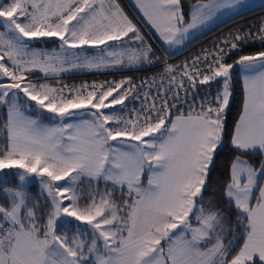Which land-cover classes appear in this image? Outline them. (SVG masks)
Listing matches in <instances>:
<instances>
[{
  "label": "snow or ice",
  "instance_id": "6c2138e0",
  "mask_svg": "<svg viewBox=\"0 0 264 264\" xmlns=\"http://www.w3.org/2000/svg\"><path fill=\"white\" fill-rule=\"evenodd\" d=\"M241 2L193 5L191 22L185 25L180 0H136L169 46L182 43L190 29L218 11ZM0 28V80L8 81L0 82V106L7 110L0 172L21 170L20 188L5 191L8 206L0 204V264H264V161L257 166L243 158L257 151L264 155V51L224 62L241 42L253 39L251 32L221 41L227 47L211 54L207 72L195 67L189 71L185 64L177 80L176 67L165 61L169 87L158 90L159 106L153 98L131 119L103 111L124 104L134 90L130 79L107 86H73L67 92V86L29 79L36 71L48 79L74 70L153 62L151 45L116 0H0ZM52 37L58 38L59 50L33 44ZM258 38L264 41V22ZM109 41L122 44L108 45ZM85 46L98 48V54L87 55ZM234 66L240 69L244 91L231 133V144L240 155L230 165L224 198L236 209L244 240L230 256L232 241L225 243L229 218L213 204L206 208L204 193L226 134ZM184 78L190 89L217 78H222V87L214 103L206 98L199 111L178 110L173 118L171 109L184 89ZM133 99H140L139 94ZM33 109L36 118L26 114ZM44 115L55 123H43ZM33 175L41 185L36 199L23 183ZM84 180L111 182L112 187L103 194L86 193L79 189ZM115 192L121 193L120 202ZM43 198L48 202L42 205ZM61 218L65 226L70 218L78 223L61 232Z\"/></svg>",
  "mask_w": 264,
  "mask_h": 264
},
{
  "label": "trees",
  "instance_id": "16d2710c",
  "mask_svg": "<svg viewBox=\"0 0 264 264\" xmlns=\"http://www.w3.org/2000/svg\"><path fill=\"white\" fill-rule=\"evenodd\" d=\"M196 1L198 0H181L183 12L186 17H188L191 5ZM262 22H264V6L251 10L247 13H244L240 16H237L229 21L222 23L216 29L191 42V45L187 47V51L179 56H176L175 53H166L163 49L162 50L170 57L176 56L172 61H170L169 64L176 67L177 72L174 74L177 75V80H179V73L184 71L182 66L185 64H187L188 67L191 68L195 67L201 70H205L206 68L204 67H207L208 63H210L213 59V56L211 54L214 53L218 48L227 47L222 44L221 41L225 39H231L232 35L235 33L243 34L245 32H251L253 39L248 40L247 42H241L237 50H231V52L225 56L226 62L236 60L240 55H252L259 51H264V41H261L258 38V33ZM154 45L156 46L155 43ZM152 49L155 53V56L153 58L158 57L159 59H162L158 56L157 47L154 48L152 46ZM204 56L208 57L207 60L203 58ZM197 57H200L201 59L198 63L193 65V61ZM146 66L144 68L136 70L112 72L102 75L92 74L89 76L75 77L67 80L70 82H79L90 79L109 82L113 79H131L134 84L142 86V89L146 86L147 88H150V96L151 98H154L156 100L157 106H159V102L162 97L157 95V92L158 90L164 92V89L169 87L167 83L169 77L164 75V65L156 68H147ZM154 77L156 78V83L152 84V79ZM161 80L164 81L163 84H161ZM221 80L222 78H219L216 81L210 82L209 85L197 84L195 89H190L188 87L187 78H184L185 90L179 91V98L175 100L176 107L171 109L173 117L175 116V114H177L178 110L185 114L188 113L189 110L193 109L195 111H199L200 103L205 101L206 97H208V102L209 95L214 94L221 89ZM53 81L56 82L55 80ZM0 82L8 81L7 78H4L3 80H0ZM231 91L232 96L226 115V134L224 136L222 145L217 149L216 154L214 156V164L211 167L209 179L206 185L208 190L204 193L206 197L205 207L207 208L209 204H213L218 208L222 209L226 216L229 218L231 231L226 234L225 243H227L229 240L232 241V247L229 254L230 256L236 254L239 251V248L242 246L244 240V229L242 226L236 223V209L224 198V186L230 182V165L233 162L234 158L237 155H240V153L237 152V150L231 144L232 129L234 128L235 123L239 118L244 99L242 76L239 67L235 69L232 74ZM165 95L171 103L173 99L171 92H167L165 93ZM30 113L37 116L35 109L30 111ZM41 119L48 122L52 121L49 120L47 115H44L43 117H41ZM6 122L7 110L4 106H0V147L5 146L7 142L6 132L4 131V125L6 124ZM244 157L247 158L251 162V164L257 166L264 159V155H261L259 152L248 153L245 154ZM14 172L15 171H10L9 173L7 172L4 176L1 175L4 179V183L1 185L3 191L5 190V188L8 187L20 188V181L18 178L19 175L18 173ZM144 179L146 184V176ZM84 182L85 183L83 190L86 193L90 192V189H94L97 192H102L106 190V188L111 189L112 187L111 182H109L107 185L103 181L91 184L87 180ZM24 188L31 198L36 199L40 197L41 186L38 181H35L29 184L28 186H24ZM123 195L125 197L127 196L126 191ZM120 196L121 193H114V198L117 200V202H120ZM39 202L43 205L48 201L47 198H43L40 199ZM60 227H64V225L61 224Z\"/></svg>",
  "mask_w": 264,
  "mask_h": 264
},
{
  "label": "rangeland",
  "instance_id": "374dc122",
  "mask_svg": "<svg viewBox=\"0 0 264 264\" xmlns=\"http://www.w3.org/2000/svg\"><path fill=\"white\" fill-rule=\"evenodd\" d=\"M10 1V0H9ZM3 3H5V0H2ZM116 2L120 5L121 9L123 10V12L128 16L129 19L132 20V22L134 24L137 25V27L140 29V32L141 34L143 35L144 39H145V42L149 45H151V47L153 46L154 48H156V46L154 45V40L153 38L151 37L148 29H146V27L143 25L142 22H140L136 16V14L132 11V9H130V7L128 6V4L126 3L125 0H116ZM145 27H143L141 24ZM131 35V33L129 34ZM125 40H127V37L124 38ZM108 43H110V45H115V43H117L118 45V41H109ZM122 44L121 41H119V45ZM139 42H136V45H138ZM54 50L55 47H54ZM187 51V50H186ZM158 52V51H157ZM184 52V51H183ZM183 53H178L176 54L177 56L181 55ZM176 57V56H175ZM174 57V58H175ZM173 58V59H174ZM235 60L231 61V62H226V63H233ZM146 65L148 66L149 63H146ZM146 66V67H147ZM204 68H206L204 70V72H207V67L205 66ZM238 67L234 66V68L232 69V74L233 72L235 71V69H237ZM193 68L191 67H188V70L189 71H192ZM105 72V70H99V71H96V70H93V71H89V72H86L85 74H82V75H79L77 77H82V76H89V75H102V74H106V73H103ZM112 72H122V71H111L110 73ZM37 73V74H36ZM34 74L36 75H31L29 79H32L34 81L37 82V84H40V83H49L50 85H52L53 87H61V86H67L65 88V91L67 92L69 89H71L73 86L75 87H79L81 85H84V84H87V85H92V84H96V85H100V84H104L105 86L111 84V83H119L120 81L122 80H127V79H118V80H111L109 82L107 81H99V80H83V81H74V82H70L68 81L67 79H70V78H75L73 77L75 74H72L71 72H65V73H61L60 76L58 78H44L43 75L40 73V72H35ZM78 75V74H76ZM219 79V78H217ZM53 80H55L56 82H54ZM131 80V79H130ZM132 81V80H131ZM133 82V81H132ZM125 87H128L127 85ZM133 92L129 95L128 99L125 100L124 104L123 105H113L111 108L109 109H104L103 111H105L106 113H115L117 116H121V117H124V118H131V119H135L136 118V114L138 112H141L142 110V104L144 105H147L149 103H151L152 99L151 96H150V88H147V86L145 88L142 89V86H139V85H136L134 84L133 82ZM152 89V88H151ZM155 89V88H153ZM124 89H121L120 91H123ZM147 92L148 93V98L147 100L144 99V93ZM139 94L140 96V99H133V96ZM141 94V95H140ZM217 94L214 93V94H211L209 95V99H208V102H211V103H214V101L212 100L213 97H215V95ZM22 95V94H21ZM114 95H116V93H114ZM208 98V97H206ZM111 99V97L109 98V100ZM145 100V101H144ZM231 100V98H230ZM131 101V102H129ZM34 103V102H33ZM137 103V104H136ZM230 104V103H229ZM135 109L136 112H133L132 110ZM74 111H77V112H81L83 110H74ZM227 111V110H226ZM48 116V115H47ZM81 118H84V119H87L88 117H73L71 120L73 119H81ZM55 123V121H53ZM219 148V147H218ZM10 171H15L16 173H18L19 175V172L21 170H18V169H11V170H4L3 172H0V175L4 176L7 172L9 173ZM14 172V173H15ZM19 177V176H18ZM35 181H38L39 182V178L38 177H35L34 175L33 176H30L29 178H27L23 183H24V186H28L29 184L35 182ZM86 181V180H84ZM82 182L80 185H79V189H83L84 188V183L85 182ZM64 181H60L58 182L59 184H64L63 183ZM21 183V182H20ZM66 183V182H65ZM41 186V185H40ZM16 189H19V188H16ZM78 189V191H79ZM25 190V188H24ZM26 191V190H25ZM27 192V191H26ZM90 192H93V193H96L97 191H95L94 189H90ZM105 192L102 191V192H99L100 194H103ZM28 193V192H27ZM4 202L5 206H8V202L6 200V198L4 197L2 203ZM65 203H67V201H65ZM71 219V223H69L67 226L64 225V227H60L61 224H62V220L63 218H61V221H58L57 223H59V228L58 230L59 231H64V230H72L75 228V225L78 223L76 222L74 219L70 218Z\"/></svg>",
  "mask_w": 264,
  "mask_h": 264
},
{
  "label": "crops",
  "instance_id": "0c3cea01",
  "mask_svg": "<svg viewBox=\"0 0 264 264\" xmlns=\"http://www.w3.org/2000/svg\"><path fill=\"white\" fill-rule=\"evenodd\" d=\"M125 1L128 4V6L130 7V9H132V11L136 14L138 20L143 23V25L146 27V29H148L151 37L154 40V43L157 44L166 53H175V54H178V53L180 54V53L186 52L187 47H189L191 45V42H193L195 39H198V38L204 36L205 34L211 32L212 30L216 29L222 23L229 21V20H231L237 16H240L244 13H247L251 10H254V9H257V8L264 6V0H242V2L240 3V5L238 7L222 9V10L218 11L217 14L211 20L206 22L205 24L198 26L196 29H190L189 33L186 35V38L184 39V41L182 43L169 46L163 42V40L159 36V33L147 22L146 18L143 16V13L140 10L138 4L136 3V0H125ZM9 2H10L9 0H5V3H9ZM198 3H208V0H198V1L194 2L190 7L188 17H186L184 12H183L181 0H180V7H181V11H182L183 16H184V24L185 25L187 23L191 22L192 6L196 5ZM0 31H3V28H0ZM59 43L60 42H59L58 38H56V37L41 38L39 41L33 42L35 47L41 48V49H46V50H54V47L56 50H59ZM108 45H110V43H108ZM108 45H100L99 47L105 48V47H108ZM115 45H117V43H115ZM118 45H119V41H118ZM85 47L88 49V51L86 53L87 55H97L99 52L98 48H94V47H90V46H85ZM74 51H80V50L77 49ZM145 66H146V63L141 65L140 67H134V68L115 67V68H107V69H102V70H105V72H103V73H110L111 71H115V70L116 71L136 70V69L144 68ZM36 72H39V71H36ZM70 72L72 74H75L73 77H77V76L85 74L86 72H89V71H87V70H84V71L74 70V71H70ZM76 74H78V75H76ZM241 76H242V74H241ZM26 114L33 116V118L37 117L30 112H27ZM78 120L79 119H73V120H70L68 122H78ZM41 121L43 123L49 124V125L54 123L53 121L48 122V121H44L42 119H41ZM111 143H116V142H111ZM243 158L248 160L245 157H243ZM263 161H264V159H263ZM65 182L66 181H64L63 183H65ZM14 189H16V188H14V187L5 188L4 193L7 190H14Z\"/></svg>",
  "mask_w": 264,
  "mask_h": 264
},
{
  "label": "built area",
  "instance_id": "2783aa9c",
  "mask_svg": "<svg viewBox=\"0 0 264 264\" xmlns=\"http://www.w3.org/2000/svg\"><path fill=\"white\" fill-rule=\"evenodd\" d=\"M157 50H158V56L162 59H159L158 57L153 58V62L149 63V65L147 66V68H156V67H160L163 66L165 61L169 64L170 61L173 60L174 57H170L168 56L161 48H159V46L156 44ZM177 56V55H176ZM180 78V77H179ZM185 90V87L184 89ZM4 183V179L3 177L0 175V187L1 185ZM4 191L2 189V187L0 188V204L4 205V202L2 203L3 199H4Z\"/></svg>",
  "mask_w": 264,
  "mask_h": 264
}]
</instances>
